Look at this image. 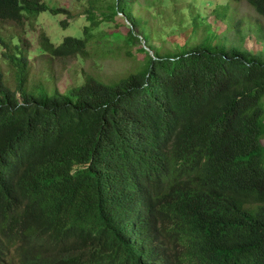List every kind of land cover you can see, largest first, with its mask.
I'll use <instances>...</instances> for the list:
<instances>
[{
	"label": "trees",
	"instance_id": "obj_1",
	"mask_svg": "<svg viewBox=\"0 0 264 264\" xmlns=\"http://www.w3.org/2000/svg\"><path fill=\"white\" fill-rule=\"evenodd\" d=\"M88 1L84 36L42 31L43 51L87 56L96 10L116 22L134 2ZM43 12L70 14L0 0V22ZM16 42L0 33L15 81L0 67V264H264L263 59L199 42L49 92Z\"/></svg>",
	"mask_w": 264,
	"mask_h": 264
},
{
	"label": "rangeland",
	"instance_id": "obj_2",
	"mask_svg": "<svg viewBox=\"0 0 264 264\" xmlns=\"http://www.w3.org/2000/svg\"><path fill=\"white\" fill-rule=\"evenodd\" d=\"M52 8H65L70 14L43 12L24 27L0 22V33L21 43L29 57V82L49 92L73 87L93 75L113 83L129 73L142 69L147 52L158 57L180 55L199 42L214 49L246 50L248 55L264 60V17L247 0H134L127 2L115 16L117 21H103L91 33L94 38L87 56L55 57L40 48V33L59 44L66 36H84L90 25L86 8L88 0H45ZM112 0H95L108 8ZM119 11V10H118ZM63 21L67 26H63ZM132 31L140 41H131ZM108 34V35H106ZM0 46V67L13 86L11 65L4 60ZM8 52H10L8 50ZM264 106V96L261 100ZM264 144V137L262 138Z\"/></svg>",
	"mask_w": 264,
	"mask_h": 264
},
{
	"label": "clouds",
	"instance_id": "obj_3",
	"mask_svg": "<svg viewBox=\"0 0 264 264\" xmlns=\"http://www.w3.org/2000/svg\"><path fill=\"white\" fill-rule=\"evenodd\" d=\"M140 38H141V37H140ZM140 38H139V39H140ZM141 39H142V38H141ZM142 40H143V39H142ZM149 53H150V52H149ZM153 57H154V56H153Z\"/></svg>",
	"mask_w": 264,
	"mask_h": 264
}]
</instances>
